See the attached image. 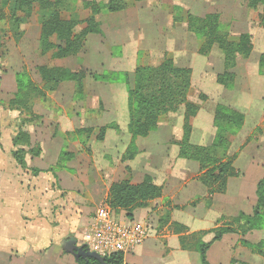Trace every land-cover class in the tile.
Returning a JSON list of instances; mask_svg holds the SVG:
<instances>
[{
  "label": "rangeland",
  "instance_id": "rangeland-1",
  "mask_svg": "<svg viewBox=\"0 0 264 264\" xmlns=\"http://www.w3.org/2000/svg\"><path fill=\"white\" fill-rule=\"evenodd\" d=\"M84 1H94L100 7L101 12L95 16V19L100 23L102 33L91 36L89 40L87 38L86 45L82 51L75 56L64 59H56L52 57V54L45 56L41 55L42 24L45 20V16L49 17L51 11H39L37 5L30 10L22 9L19 12L20 22L15 26L10 16L12 14L11 11L14 9V5L5 7L4 14L0 19V35L2 36L0 39L1 75L10 72L12 86L15 72L24 70L38 87L44 88L41 75L38 71L39 66L49 65L67 67L71 70L85 68L90 82L91 80L101 83L114 82L112 84L116 88L123 87L128 93V85L123 79L103 81L97 79L96 75H101L105 72H113V77H116L115 73L121 72L130 74V78L132 79L133 71H135L132 69V66L111 64V70L109 69V64L103 61V69H99V67L95 69L94 65H92L93 67H89L93 62L87 61L86 53L88 49H102L101 53L103 57H109L110 54H119L124 47L119 45V42L123 39L122 31L119 30L117 33H113L114 30L112 25H120L124 22H129L134 29L133 37L137 36L138 40L140 39L145 45L144 47L142 45L143 48L139 46L141 50H139L138 53L137 66H148L151 65L152 62L158 63V58L156 57H162L160 60L173 58L177 65L192 69V84L189 100L196 103L199 110L201 105V110H203L201 116H199L197 120L198 126L195 132L198 136V141L209 145V142L215 138V129L211 127L210 118L214 115L218 104L226 103L238 107V111L240 110V112L241 110L242 112H247V122L245 126L242 127L241 132H238L239 134L229 151V155L237 153L240 156L236 161V166L241 171L239 183L243 184L247 194L250 195L252 189L254 193L255 182L264 176V110H259V108L264 107V74H260L258 70L260 56L264 53V26L260 20L263 8L261 7L258 10L250 9L244 0H144L139 2L129 0L128 7L125 10L113 13L105 8L107 0H65V4L60 8L62 18L66 20L86 21L93 17V11L90 6H85ZM125 11H128V13ZM209 13H218L220 15L222 31L230 33L233 39H236L241 33H249L252 35L253 51H255V53L252 54L250 57L251 59L248 57V59L239 60V68L236 70L234 68L236 80L234 86L231 88L224 87L222 84L218 83L217 79L218 75L225 70L224 54L222 50L215 45L208 55L202 54L200 52L202 39L188 29L189 14L203 17ZM83 27H85V24L78 25L77 31H80ZM152 33H154L153 36ZM109 34H112V38L109 37ZM133 37L129 35L127 39ZM150 52L153 53L154 59L150 58ZM142 62L146 63L142 64ZM148 62L151 64H148ZM90 82L88 86L92 85ZM94 86L95 84H93V87ZM0 87H3L2 83ZM10 88L13 89L12 87ZM54 92L56 93L53 94ZM54 92L48 91L45 93V96L41 97L36 91L31 99L33 104L30 108L28 107L30 110H28L25 105L23 106L25 109L24 111L17 110L20 112L19 124L16 126V128H18L17 132L24 131V133L29 136L28 144H22L20 147H25L27 151L32 147H40V142H37L39 141L37 138L46 133L50 135L53 129L51 126H48V123L51 121L54 124L56 121L63 119L72 126V121L70 120L72 118L76 120L75 129H71L68 135L71 138L72 135H78L85 139V143H79L80 145H78V147L80 151L76 154L78 158L75 156L76 158L73 162L83 166L81 168L82 184L92 182V186L95 187V194L98 199H100L96 205L82 207L84 209L86 208V213L90 212L87 216L89 220L88 225L87 227L85 226L87 229L84 228L85 230H82L85 235L91 228L90 223H92V217L95 216L98 209L107 205V198L105 199L104 197L106 185L113 182V178L116 180L115 182H118L126 180L127 176L133 173L131 171L132 168L127 165V161L130 159L126 157L130 144L125 151L121 152L116 150L118 147L115 149L118 143H114L113 136L108 138L105 146L100 142L103 141V139L100 138L102 137V131L98 124L102 123L103 120L97 118L96 115L93 114L97 111V115L101 114L100 118H102L103 106L101 104L102 108L100 109H90L92 106L93 108L95 107V98H93L92 101L87 99L84 90L82 93L79 92L75 82H62ZM118 98V106H122L123 108L118 110L117 115L115 113H105L104 121L109 122L117 120V118L121 121L122 111H125L126 114L125 123L129 121L127 97L123 98L124 100L122 103L120 92ZM7 100V95L1 93L0 113H3V116L4 114L10 115L9 110H14L10 108L9 104L6 102ZM72 101L74 102L73 104L71 103ZM248 105L254 107L256 110L249 108ZM177 112V114L171 115L172 123L169 122V125L174 127V131L176 127L179 128L181 125V116L185 113V106L183 105ZM69 118L70 120L68 121ZM90 123L92 124L91 127L89 126ZM56 125H58V123H56ZM115 126L120 128V126L116 124L109 125L110 128ZM53 128L55 129L56 127L53 126ZM4 130L6 131L5 128ZM93 132L96 134V140H98V142L95 141L88 146L87 139L88 137H92L89 134ZM126 134L129 136L128 132H126ZM151 135L153 138H161L158 131L153 132ZM194 139H196V136ZM149 140L145 139L143 141L146 142ZM119 142L121 143V141ZM122 145L124 146V143ZM103 146L109 153H106ZM68 149L76 151L75 147H69ZM70 162L71 161H69V163ZM66 163H68V161L65 160V164ZM135 167L138 168L137 164ZM158 175L161 181H163L164 177H162L161 173H158ZM134 178H136V176H134ZM70 179L71 178L66 175V181L69 182ZM111 185L109 186V190ZM170 186H172L170 183L166 186L167 191ZM232 186L231 192H237L233 190ZM85 190L86 189L82 187L80 193H84ZM109 190L107 195L109 194ZM170 194L172 195V193ZM172 196L175 197V194ZM187 197H190V194L179 198L175 197L174 200L178 203V206H172L174 201L166 199L164 202L166 203L169 201L166 203V205H169L168 209L162 208V204L164 203H162V200H159L156 204L154 203L155 200H153L148 206V212L144 215V218H147L146 220L151 225H154V229L152 228L153 235L158 236V238L160 237V240L166 245L168 251L173 249L168 247L169 243H177L174 235H178L181 232L184 234L182 237L184 238L185 244L191 246L198 240L207 242L213 238L214 232L211 234V232L207 231L215 229L216 226L224 227L231 224L236 229L241 227L243 222L239 223L234 221V218L237 216L230 214L231 211L237 210L238 207L230 205L225 209L229 210V212L226 211V215L222 216V218L220 217L219 220L215 221L209 217L207 219V225L205 223L202 225L211 226L212 228L192 233L187 225L189 224L188 222H190L193 217H200L201 214H204V210L207 211L210 208V204L209 200L196 198H192L191 201L187 202ZM184 203H186V205H184ZM187 207H189L188 210L186 209ZM113 211L117 218L121 219L127 217V215L124 217V210ZM186 230H189V232L186 233ZM256 233L257 234L253 233L251 237L249 236L251 241L258 242L264 239V232ZM233 244L234 243L225 244L223 242H217L215 245L218 246L214 249L228 248ZM236 246L232 247V249H236ZM241 249L246 248L242 246ZM195 255L199 258L198 253ZM241 257L244 259L247 258L250 264H264L263 259L259 255L251 254V256H249L243 253ZM198 263H200V261Z\"/></svg>",
  "mask_w": 264,
  "mask_h": 264
},
{
  "label": "crops",
  "instance_id": "crops-1",
  "mask_svg": "<svg viewBox=\"0 0 264 264\" xmlns=\"http://www.w3.org/2000/svg\"><path fill=\"white\" fill-rule=\"evenodd\" d=\"M125 12L128 13V11ZM112 27L114 30L113 33H117L119 30L122 31L123 39L119 42V45L122 47L124 46L123 50L117 55L110 54L109 57H103V54L101 53L102 49H88V52L86 53L87 61H90L91 63L93 62L89 67L94 65L95 69H97V67L103 69L102 64L103 61H105L109 64V69L115 64L121 66L128 65L129 67L132 66V69L135 70L138 63V53L139 50H141L139 46L143 48L145 45L140 39L138 40L137 36L133 37L134 29L129 22H124L120 25L115 24L112 25ZM95 35L96 34H90L88 40L91 36ZM129 35L133 38L127 39ZM153 35L154 33H152V36ZM109 37L112 38V34H109ZM150 53V58L154 59L153 53ZM253 53H255V51H252L250 57ZM156 58H158V63L152 62L151 64L148 62V64L156 65L162 61L160 60L162 57ZM240 59L245 60L248 58L239 56L237 58L235 70L239 68ZM144 63L142 62V64ZM258 70L260 72L259 66ZM18 72L20 71L15 72L12 86L10 72L3 75L0 73V84L2 83L3 85V87H0V94L4 93L7 95L8 100L6 102L13 98L17 91L16 74ZM89 82V77H87L85 79L84 94L90 101L95 98V107L93 108L92 106L90 109H100L103 106L102 118H100L101 114L97 115V111H95L93 115H96L97 118L103 120L102 123L98 124L101 128L108 126L103 141L100 142L105 146L108 138L113 136L114 143H118V145L116 144L115 149L118 147L116 150L121 152L125 151L132 140V135L128 131L129 121L125 123V111L121 112V121L117 118V120L106 122L104 121V114L115 113L117 115L118 110L123 108L122 106H118V96L120 95V92L122 103L124 100L123 98L127 97L128 108L127 90L123 89V87L116 88L112 84L114 82L101 83L99 81L94 82L91 80L90 83L92 85L88 86ZM93 84H95L94 87ZM55 93L56 92L53 94ZM71 103L73 104L74 102L72 101ZM220 104H225L235 110L239 109L238 107L226 103ZM249 108L254 109L252 106H249ZM201 109L200 105L199 112L192 118L193 129L191 142L198 145H206L203 142L198 141V136L195 134L198 126L197 120L203 111ZM260 109L264 110V107L259 108V110ZM177 113L178 112L165 115L161 118L159 126L155 131H152L146 137H138L135 140L138 152L135 158L127 161V165L132 168L131 171L133 173L129 174L130 178L127 176L126 179H130L132 183H140L144 180L146 175H150L153 178L154 183L163 187V195L154 201L155 204L158 203L159 200H162L163 203L167 199L174 201L172 206H178V203L175 202L174 198L186 196L187 194H190V197H187V202L191 201L192 198L209 200L210 208L207 211L203 209L205 211L204 214H201L200 217L195 216L190 222H188L189 224L187 225L192 233L212 228L211 226L202 225L204 223L207 225V219L209 217L215 221L219 220L220 217L222 218V216L226 215V211L229 212V210L225 209L230 205L238 207L237 210L230 212L231 215L237 216L241 212H244L247 215H252L258 200L257 186L264 176L255 182L254 193L252 189L251 194H247L243 184L239 183L241 171L236 166V161L240 156L235 153L237 157L234 161V166L240 174L228 179L227 190L225 193H216L210 196L208 189L199 179L201 175L200 164L195 160H189L179 156L180 149L178 141L183 137L184 113L182 112L183 116H181V125L179 128L176 127V130L174 131V127L169 125V122L172 123L171 115ZM242 113L245 115V122L243 125L245 126L248 114L247 112ZM9 114L10 115L4 114L3 116V113H0V264H81L78 262L74 253L71 252L69 242L71 238H76L78 246L85 244L83 240L84 232H82V230L87 229L86 227L89 222L87 216L90 212L86 213V208L84 209L82 207L96 205L100 199H98L95 194L96 191L94 189L95 187L92 186V182L82 184L81 168L83 166L73 162L76 157L78 158L76 155L77 152L80 151L78 145L85 143V139L78 135H72V138L68 135L71 129H75L77 122L73 118L71 120L70 118L68 119V121H72V126L63 119L56 121L58 125H56V123L53 124L52 121L49 122L48 126H51L53 129L50 135L46 133L37 138L39 140L37 142H40L39 146L41 148V154L39 156L27 154L26 167H24L19 164L14 156V150L17 149L14 145V138L18 133V128H16V126L19 124L20 112L17 110H9ZM214 117L215 113L210 118L211 127H214L215 129V136L216 127L214 125ZM110 124L119 125L120 128L116 126L110 128ZM53 126L57 129H54ZM89 126L91 127L92 124L90 123ZM157 131L160 134V139L151 137V134ZM126 132L129 133V136ZM240 132L241 130L239 133ZM238 134L234 136L232 145ZM89 135L92 137H88L87 139L88 146L95 141L98 142L94 132ZM195 136L196 139H194ZM141 138L150 140L144 142L143 140L145 139ZM213 140L209 143L211 144ZM119 141H121V143ZM123 143L124 146L122 145ZM67 147H75L76 151L72 149L70 150ZM105 150L106 153H109L106 148ZM64 151L73 153V157L68 160V163L65 164L64 162V164L60 166L58 162L61 153ZM69 161L71 162L69 163ZM136 164L138 168L135 167ZM34 169H40L41 171L35 173ZM158 173H161L162 177H164L163 181H161ZM66 175L71 178L69 182L66 181ZM134 176H136V178H134ZM112 181L115 182L116 180L113 178ZM113 182L106 185V192L104 194L105 199L108 196L107 193L109 186ZM169 183L172 186H170L167 191L166 186H168ZM231 186L233 190L237 192L232 193ZM82 187L86 189L84 193H80ZM169 192L172 193V195L175 194V197ZM168 202L169 201L166 203ZM166 203L164 202L162 204V208H169V205H166ZM184 205H186V203H184ZM188 208L189 207L186 209L188 210ZM148 210V207L135 210L133 219L147 221V218H144V215H146ZM123 214L124 217H126V213L123 212ZM121 219L128 220L129 218L126 217ZM91 222L93 223V219ZM92 223H90V227ZM153 226L154 225H152V228L154 229ZM211 230L213 229H210L209 231ZM187 232H189V230H186V233ZM256 232H264V229L251 231L247 234L248 237L247 235L243 237L238 233L225 234L221 240L215 241L211 245L207 252L208 261L210 264H232L233 259H236L250 264V261H248L247 258L244 259L241 257L243 253L249 256H251V254L261 255L254 253L251 249L245 247L241 243V239L244 238L251 241L249 236L251 237L253 233L257 234ZM212 233L213 232H211V234ZM152 235L134 252L125 255L126 262L131 264H202L201 256L198 251L182 248L180 240L184 235L182 232L178 235H174L177 243L171 242L169 243V246L167 245L168 247L173 248L170 251H168L166 245L160 240V237L158 238V236ZM212 239L213 238L207 242ZM217 242L234 244L228 248L214 249L218 246L215 245ZM234 246L237 248L232 249ZM242 246L246 249H241ZM196 253L199 254V258L195 255ZM261 258L264 261V257L261 256ZM199 261L200 263H198Z\"/></svg>",
  "mask_w": 264,
  "mask_h": 264
},
{
  "label": "trees",
  "instance_id": "trees-1",
  "mask_svg": "<svg viewBox=\"0 0 264 264\" xmlns=\"http://www.w3.org/2000/svg\"><path fill=\"white\" fill-rule=\"evenodd\" d=\"M136 2L144 0H134ZM248 8L258 10L263 8L260 15L261 23L264 26V0H244ZM65 0H0V19L4 14V8L14 5L11 11V20L17 26L20 22L19 12L22 9L30 10L38 6L39 11H51L49 17L45 16L42 24L41 33V55L52 54L56 59H64L77 55L85 47L87 38L90 34L102 33L101 25L96 21L95 16L101 12L96 2H85V6H90L94 16L86 21L66 20L61 16L60 8ZM129 0H107L105 8L109 12H120L128 7ZM85 24V27L77 31L78 25ZM188 29L202 39L200 52L208 55L212 48L217 45L224 54V72L218 75V83L226 88L233 87L236 80L234 68L237 65V58L250 57L253 51L252 35L241 33L233 39L230 33L221 29V20L218 13H209L205 16L188 15ZM0 35V39H1ZM260 73L264 74V53L259 61ZM38 71L41 75L43 87L40 88L28 76V73L20 71L16 74L17 91L14 97L7 103L14 110L24 111L25 107L32 106V97L37 91L42 97L45 93L54 92L60 84L65 81L75 82L78 91L83 92L87 70H71L67 67L39 66ZM234 71V72H233ZM103 73L96 75L97 79L105 81L121 80L128 85V111L129 122L128 131L132 135L129 145L128 159L135 158L138 149L135 140L138 137H146L155 131L162 117L169 113H175L185 106L183 137L178 141L179 156L189 160H195L200 164V181L208 189L210 196L216 193H225L227 190L228 179L235 177L240 172L234 166L236 154L229 155L233 138L242 129L245 122V115L230 106L218 104L215 110L214 125L216 135L213 142L209 145H198L191 142L192 118L196 116L199 107L196 103L189 100V93L192 84V69L177 65L173 58H165L159 64L148 66H137L132 79L128 73ZM37 94V93H36ZM26 108V109H27ZM28 108V110H30ZM30 112V111H29ZM31 113V112H30ZM26 120V119H25ZM108 126L101 128L102 137ZM78 133V132H77ZM29 136L24 131L17 133L14 138V156L20 165L26 167V156L31 154L39 156L40 147H32L29 151L22 144H28ZM73 157V153L64 151L61 153L59 164H64ZM40 169H34L35 173ZM163 195V187L154 183L150 175H146L140 183H132L131 180H121L111 185L107 197V206L111 210H124L129 219L134 218L135 210L148 207L150 202ZM257 204L252 215L241 212L234 218V221L243 222L239 229L231 224L224 227H216L207 232H214V237L209 242L198 240L193 245L185 244L181 237L183 249L195 250L200 253L202 264H210L207 252L211 245L221 240L225 234L238 233L243 237L254 230L264 229V178L257 186ZM241 243L251 249L254 253L264 257V239L252 242L242 238ZM83 250L88 251L84 246ZM81 264H104V261L93 257L80 255L77 258ZM106 264H131L125 261L122 253L114 254L105 258ZM232 264H248L246 262L233 259Z\"/></svg>",
  "mask_w": 264,
  "mask_h": 264
},
{
  "label": "built area",
  "instance_id": "built-area-1",
  "mask_svg": "<svg viewBox=\"0 0 264 264\" xmlns=\"http://www.w3.org/2000/svg\"><path fill=\"white\" fill-rule=\"evenodd\" d=\"M152 235V225L137 219L117 218L107 205L98 209L90 230L84 235L85 245L91 252L109 257L134 252Z\"/></svg>",
  "mask_w": 264,
  "mask_h": 264
},
{
  "label": "water",
  "instance_id": "water-1",
  "mask_svg": "<svg viewBox=\"0 0 264 264\" xmlns=\"http://www.w3.org/2000/svg\"><path fill=\"white\" fill-rule=\"evenodd\" d=\"M69 246H70L71 252L74 253L76 258H78L80 255H82L84 257H93V258H96L98 260L104 261L103 263L106 264V262H105L106 257L100 256L96 252H91L89 250V248H88V251L86 252L85 250H83L84 246H86V245L84 244V245L78 246L76 238L70 239Z\"/></svg>",
  "mask_w": 264,
  "mask_h": 264
}]
</instances>
